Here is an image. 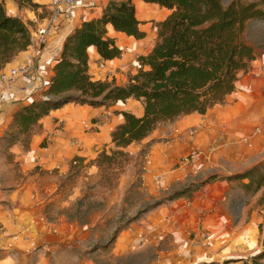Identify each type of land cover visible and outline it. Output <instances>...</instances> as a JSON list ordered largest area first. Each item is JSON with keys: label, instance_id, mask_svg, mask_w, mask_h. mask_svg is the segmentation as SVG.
<instances>
[{"label": "rangeland", "instance_id": "obj_1", "mask_svg": "<svg viewBox=\"0 0 264 264\" xmlns=\"http://www.w3.org/2000/svg\"><path fill=\"white\" fill-rule=\"evenodd\" d=\"M232 1L222 0V5L226 7ZM139 4L137 1L134 6L145 38L137 42L135 54L131 45L123 47L120 58L130 70L119 79L121 84L137 72L136 58L148 53L157 37L156 24L171 13L150 4L144 15ZM259 8L264 12V4ZM243 40L252 47L255 60L264 56V17L245 24ZM112 82L117 85L114 79ZM109 108L105 107L107 119L115 114ZM134 114L141 115L136 111ZM209 116L216 117L217 110ZM197 118L200 116H181L161 124L145 140L126 149L129 158L120 169L106 173L97 169L94 160L98 153L94 159H73L62 173H40L34 182L38 198L45 206L46 219L60 225L62 235L68 236L62 247L53 254L48 251L45 257L56 264H253L252 258L264 251V186L253 192L254 187L246 186L251 179L240 176L256 167L264 169V132L250 148L243 142V135L231 138L230 144L222 141L217 148L214 144V149H207L217 153L210 159L200 155L204 144L209 143V138L205 141L201 135L192 139L190 146L175 152L177 156L159 164L161 148L176 138L175 128L182 131ZM95 119L94 124L99 122ZM262 119L251 125L246 137ZM107 123L105 120L104 124ZM11 124L0 140L3 185L25 183L31 176H25L20 163L13 161L16 155L10 151L26 153L35 134L28 147L21 143L9 146L5 137L12 131ZM93 128L85 131L92 135L87 140V152L111 149L104 136L96 138L94 134L100 131ZM167 151L169 155L173 152ZM185 159L189 163L183 165ZM201 211L207 214L205 221ZM45 231L49 234L48 229ZM204 231L211 232L216 246L206 249L194 241ZM258 264H264V259Z\"/></svg>", "mask_w": 264, "mask_h": 264}, {"label": "trees", "instance_id": "obj_2", "mask_svg": "<svg viewBox=\"0 0 264 264\" xmlns=\"http://www.w3.org/2000/svg\"><path fill=\"white\" fill-rule=\"evenodd\" d=\"M15 1L19 7H37L35 0ZM142 1L171 13L156 24L157 37L148 53L136 58V74L123 86L96 80L90 74L89 48H95L103 61L121 57L122 50L105 36L108 25L135 40L145 38L131 0H105L98 18L82 22L66 37L48 84L13 113L12 131L5 137L9 146L21 143L28 147L40 121L64 105L98 108L132 99L141 105V115L115 111L123 121L110 133L112 148L101 150L94 160L96 168L106 173L122 168L129 158L126 149L145 140L161 124L181 116H203L225 103L236 90L238 75L247 72L254 60L243 31L249 20L264 17L259 8L264 0H234L226 7L222 0ZM148 8L138 5L144 15ZM29 44L26 25L9 15L0 0V71ZM240 179H251L246 186L257 192L264 186V169L253 168ZM263 259L264 251L253 257L252 263Z\"/></svg>", "mask_w": 264, "mask_h": 264}, {"label": "crops", "instance_id": "obj_3", "mask_svg": "<svg viewBox=\"0 0 264 264\" xmlns=\"http://www.w3.org/2000/svg\"><path fill=\"white\" fill-rule=\"evenodd\" d=\"M131 1L133 4H137L139 1V3L150 5L142 0ZM4 2L8 14L20 19L26 25L29 34L43 26V20L49 17L51 13V0H35L34 3L37 5L35 8L19 7L15 0H4ZM104 5L105 0H79L77 5L71 9L61 7L62 13L66 12L67 14L61 15L57 27L47 36V45L41 49L27 48L5 69L21 66L31 60L35 63L39 80L45 87L52 75L51 69L60 55L66 37L82 22L98 18ZM105 36L107 39L113 40L121 50L125 45H131L134 54L137 52V42L141 41L114 31L110 25L106 27ZM122 55L123 52L121 57ZM88 57L89 71L94 79L101 81L114 79L118 86L125 85V80L122 84L119 83V79H123V73L130 70L124 59L103 61L93 47L88 49ZM100 64H104V68H98ZM250 67L248 73L243 72L240 73L243 75L242 77L238 76L235 92L226 99L229 100L228 104L215 106L203 116L192 114L200 116V118H197L198 120L193 119L182 131L175 128V131L178 132L175 134V140L165 144L169 148L167 150L172 149L173 152L169 155L168 151L164 149L165 146L161 148L163 154L159 164L168 161L171 156H177L175 152L184 149L192 139L201 137V135H204L205 141L207 137L209 138L208 145L205 143V150L200 153L206 159L217 154L207 150L214 144H217L215 147L217 148L218 143L222 141L230 144L231 138H239L242 135L243 138L246 137L251 125L264 117V56L254 59ZM134 74H136V70L132 76ZM17 83L24 85L27 84V81L21 78ZM18 105L12 106L6 113L0 114V140L9 130L12 115L17 110ZM132 107L137 114H141V105L132 99L127 100L126 103H116L109 109L114 113L115 111L135 113ZM106 110L105 107L93 108L73 103L64 105L51 111L48 116L40 121L39 133H35L33 136L26 153L19 151L16 153L17 150L10 151L16 155L13 161L20 163L25 176L30 174L31 176L25 183L11 182L8 185L0 183V264H56L54 261H49L45 254L48 251L53 254L56 248L62 247L63 240L67 241L68 236L62 235L61 226L56 222L47 221L45 206L38 198L34 179L42 172L58 170L62 173L76 157L94 159L101 150L97 153L87 152V140L92 135L91 132H85L89 130H85L82 123L90 122L94 131H100L94 134L96 138L104 136L105 141L110 142V133L123 121V117L121 114H114L112 118L107 119ZM213 110H217L216 117L209 116ZM82 117L85 120L79 122ZM95 118H98L99 122L94 124ZM105 120L108 123L111 122V125L104 124ZM255 142L253 141V146ZM200 214L203 218L202 221H205L206 212L201 211ZM46 229H48L49 234L45 233ZM206 232L210 235V244L203 246V248L216 246V239L211 232ZM200 235L202 234H198L196 237ZM70 237L71 235H69Z\"/></svg>", "mask_w": 264, "mask_h": 264}, {"label": "built area", "instance_id": "obj_4", "mask_svg": "<svg viewBox=\"0 0 264 264\" xmlns=\"http://www.w3.org/2000/svg\"><path fill=\"white\" fill-rule=\"evenodd\" d=\"M79 0H51V13L49 17L43 20L44 25L35 29L30 33V44L28 48L41 49L47 45V36L57 27L61 15L67 14L61 11V7L71 9L77 5ZM98 68H104V64L98 65ZM24 79L27 84L18 85L19 79ZM38 71L33 61H27L21 66L3 69L0 71V114L6 113L12 106L14 101H22L27 103L31 97L44 87L42 81L39 80ZM18 105V104H16ZM82 126L85 130H90L92 125L90 122H83ZM264 132V119L253 129V131L245 138L243 142L247 147L252 146V141ZM193 159V156H191ZM189 163L185 159L183 165ZM198 245L208 246L210 244V235L207 232L202 233L195 240ZM1 247V241H0Z\"/></svg>", "mask_w": 264, "mask_h": 264}, {"label": "water", "instance_id": "obj_5", "mask_svg": "<svg viewBox=\"0 0 264 264\" xmlns=\"http://www.w3.org/2000/svg\"><path fill=\"white\" fill-rule=\"evenodd\" d=\"M20 102H22V101H14L12 105L19 104Z\"/></svg>", "mask_w": 264, "mask_h": 264}]
</instances>
